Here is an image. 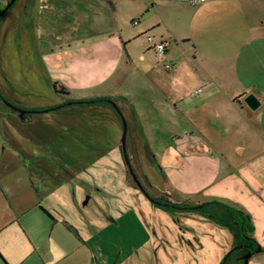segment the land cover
I'll return each instance as SVG.
<instances>
[{"label": "rangeland", "instance_id": "374dc122", "mask_svg": "<svg viewBox=\"0 0 264 264\" xmlns=\"http://www.w3.org/2000/svg\"><path fill=\"white\" fill-rule=\"evenodd\" d=\"M2 1L0 14L10 0ZM21 1L17 0L0 18V94L4 97L0 111L13 113L6 102L37 113L25 122L16 120L13 114V118L5 116L1 120L4 140L0 146V183L6 182L9 188L18 180L23 196L32 195L30 185L34 182L40 193L35 199L39 206L75 230L78 237L75 232L68 233L74 241L76 237L82 240L89 253L97 255L99 264H221L233 245L227 230L185 210L158 208L145 193L182 208L197 204L180 200L160 172L161 150L172 140V133L178 132L174 130L179 129L173 125L177 118L165 116L169 113L161 89L148 85L142 76L131 71L125 51L120 55L101 48L69 49L65 54L52 55L49 65L53 69L44 70V56L28 55L27 50L23 53L17 45L15 29L23 8ZM241 2L216 0L205 14L209 21L200 18L196 26L199 24L204 33H209L206 37L203 30L199 29L202 35L192 32L191 18L197 9L190 8L196 6L185 0L190 6L184 14L186 20L176 26L190 35V44L179 41L176 49L174 44H170V49L173 63L181 70L172 87L184 94L187 109L192 110L193 99L198 96L192 91L199 73L197 62L207 64L212 57L225 58V53L259 32L247 30L241 17L264 18V0H250L245 13ZM252 25L251 21L249 26ZM5 32H9L6 39ZM146 37L141 38L144 45L149 44ZM135 64L141 69L144 63L135 60ZM152 64L162 73L167 71L160 63ZM108 71L127 74L125 87L130 95L127 90L124 94L129 99L133 97V107L118 98L110 105L87 103L106 91L107 87L101 90L97 84ZM55 81L66 83V87L54 84ZM165 86L164 91L168 90ZM140 87L146 91L141 92ZM122 120L126 127V164L122 163ZM18 159L25 163V170L16 173L11 163ZM132 173L144 190L136 185ZM42 217L45 226L52 223ZM26 221L39 227L35 235L45 241L50 228L33 218ZM247 261L243 258L242 264ZM229 264H234V259Z\"/></svg>", "mask_w": 264, "mask_h": 264}, {"label": "crops", "instance_id": "0c3cea01", "mask_svg": "<svg viewBox=\"0 0 264 264\" xmlns=\"http://www.w3.org/2000/svg\"><path fill=\"white\" fill-rule=\"evenodd\" d=\"M21 2L23 8L15 29L17 45L23 53L27 50L28 55L44 56V70L53 69L49 65L52 55L65 54L69 49L101 48L120 55L125 51L131 71L142 76L148 85L161 89L169 113L165 116L177 118L173 125L179 128L174 130L178 132L172 133V140L158 157L166 185L180 200L220 201L249 215L254 226V239L262 251L250 257L247 264H264V18L242 16L241 23L248 25L247 30H259L257 35L250 40L247 37L240 46L225 53V58L212 57L207 64L197 62L199 73L192 91L198 96L193 99L191 110L185 106L184 94L172 87V81L181 70L173 63L170 44H174L173 49L179 41L190 44V35L177 28L185 22L184 14L190 7L185 0ZM215 2L206 0L190 7L197 9L191 18L193 33L209 36L199 24V28L196 26L200 18H204L203 22L209 21L205 14ZM249 3L250 0H242L244 13ZM133 21H138L136 28ZM251 21L252 27L249 26ZM199 29L203 30L202 34ZM153 31L156 34H152ZM8 35L9 32H5L4 39ZM144 35L166 42L170 70L162 73L152 64L156 62L153 50L150 44H143L141 38ZM76 40L80 42L76 43ZM193 59L197 61L195 56ZM135 60L144 63L141 69ZM127 79L125 72H106L105 79L97 84L101 90L107 87L106 91L95 98H118L133 107L130 101L133 97L129 99L124 94L125 90L129 91L125 87ZM58 83L60 81L54 84L66 87V83ZM165 85L166 91L162 90ZM250 93L260 103L255 111L243 102ZM11 112L16 120H21L14 111ZM11 114L0 111V146L4 140L1 120L5 116L13 118ZM11 165L16 173L25 170V163L19 159ZM20 184L17 180L8 188L6 182L0 183V264H99L97 255L89 253L82 240L76 237L74 241L65 221L44 214L35 200L40 193L34 182L30 185L32 195L22 196ZM42 214L52 222L46 225L50 232L45 241L35 235L39 227L26 221L33 218L46 228Z\"/></svg>", "mask_w": 264, "mask_h": 264}, {"label": "trees", "instance_id": "16d2710c", "mask_svg": "<svg viewBox=\"0 0 264 264\" xmlns=\"http://www.w3.org/2000/svg\"><path fill=\"white\" fill-rule=\"evenodd\" d=\"M1 17L3 16L0 15V18ZM54 89L56 90L55 85H54ZM60 91L61 93L66 94V91L63 88H60ZM3 100L4 98L0 94V101ZM112 100L114 99L95 98V99H91L90 101H87V103L89 104L102 103L103 105H108V104L110 105ZM48 112H50V110H48ZM14 113L21 119L22 122L28 120L27 117H30L32 115V114L20 115L15 111ZM175 207H172V204H170L169 206L167 205V208L166 207H161V208L176 209ZM41 210L44 212L46 216L52 219V217L47 211H45L43 208H41ZM184 210L187 213L199 215L205 221L214 224L217 228L225 229L229 232V234H231L233 245L231 247L230 252L225 256V259L221 264L232 263L233 259H234V264H238V263L240 264V261L242 264L243 258L245 259V261H247L250 256L262 251L256 240L254 239L253 236L254 226L250 219V216L244 213L243 211L220 201H208L203 203H197L196 205L185 207ZM67 229L71 232H75V234L77 235L75 230L73 231L68 226ZM236 252H243V253L239 254V256L236 257L234 255Z\"/></svg>", "mask_w": 264, "mask_h": 264}, {"label": "water", "instance_id": "95a60500", "mask_svg": "<svg viewBox=\"0 0 264 264\" xmlns=\"http://www.w3.org/2000/svg\"><path fill=\"white\" fill-rule=\"evenodd\" d=\"M17 0H10L9 2H8V4H7V6L4 8V10H3V12L0 14V15H2L3 13H5L6 11H8L10 8H11V6H13V4L16 2ZM243 102H244V104L251 110V111H255L258 107H259V105H260V103H259V101L257 100V98L253 95V94H248L244 99H243ZM5 104L7 105V107H9L10 109H12V110H14L15 112H17V113H19L20 115H31V114H34V113H37V112H35V111H24V110H21V109H18V108H15V107H13L12 105H10V104H8V103H6L5 102ZM115 107V106H114ZM115 109H116V111H117V113L119 114V115H121V113H120V111L115 107ZM51 110H54V109H51ZM50 110V111H51ZM46 112H48V110L47 111H42V112H40V113H46ZM122 122H123V134H122V139H121V142H122V145H123V148H122V153H123V157H124V159L126 160V154H125V149H124V140H125V133H126V127H125V123H124V121L122 120ZM127 163V162H126ZM130 170V169H129ZM130 172H132L131 170H130ZM132 176H133V180L135 181V183H136V185L140 188V189H142L141 188V186L139 185V183L137 182V180H136V177H135V175H133V173H132ZM143 190V189H142Z\"/></svg>", "mask_w": 264, "mask_h": 264}, {"label": "built area", "instance_id": "2783aa9c", "mask_svg": "<svg viewBox=\"0 0 264 264\" xmlns=\"http://www.w3.org/2000/svg\"><path fill=\"white\" fill-rule=\"evenodd\" d=\"M206 0H189V3L191 6H196L200 3L205 2ZM2 0H0V5L2 4ZM138 21H133V25H136ZM147 42L151 45L152 50H153V54H154V59L155 61L159 64L163 65V68L165 70H170L171 66L170 64H166V48H167V44L165 41L163 40H158L155 41L153 37L151 36H147L146 37ZM200 90H198L197 92H199Z\"/></svg>", "mask_w": 264, "mask_h": 264}, {"label": "flooded vegetation", "instance_id": "af4514ba", "mask_svg": "<svg viewBox=\"0 0 264 264\" xmlns=\"http://www.w3.org/2000/svg\"><path fill=\"white\" fill-rule=\"evenodd\" d=\"M54 109H59V107H57V108H54ZM123 156V155H122ZM127 157H126V160L124 159V157H122V163H125L126 164V162H127ZM128 163V162H127ZM144 190V189H143ZM145 192V191H144ZM146 194H147V197H149V199H151L150 201L155 205V206H157V207H166L167 208V205L169 206L170 204H172V203H170V202H167V201H163V200H155L154 198H152L151 197V195H149L147 192H145ZM166 197H164V199L165 200H167V195H165ZM172 207H175L174 206V204H172ZM166 208H161V209H163V210H170V209H166ZM176 209H183L184 210V208L185 207H180V206H177V207H175ZM199 216V215H198Z\"/></svg>", "mask_w": 264, "mask_h": 264}]
</instances>
